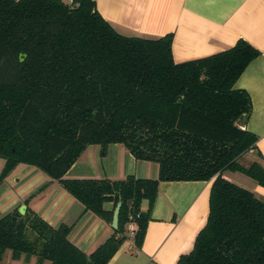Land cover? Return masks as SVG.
Instances as JSON below:
<instances>
[{
    "label": "trees",
    "instance_id": "1",
    "mask_svg": "<svg viewBox=\"0 0 264 264\" xmlns=\"http://www.w3.org/2000/svg\"><path fill=\"white\" fill-rule=\"evenodd\" d=\"M171 43V33H118L94 0H0V183L24 163L108 224L121 203L117 227L90 252L70 240L75 222L15 207L0 217V260L9 249L35 264H107L131 235L140 246L160 181L212 180L206 223L176 264H264V199L223 176L264 186V167L240 162L257 136L244 126L250 97L234 87L258 50L239 39L175 62ZM110 143L156 162L158 176H65L87 146L104 156Z\"/></svg>",
    "mask_w": 264,
    "mask_h": 264
},
{
    "label": "crops",
    "instance_id": "2",
    "mask_svg": "<svg viewBox=\"0 0 264 264\" xmlns=\"http://www.w3.org/2000/svg\"><path fill=\"white\" fill-rule=\"evenodd\" d=\"M99 14L120 34L156 38L172 34L175 62L208 56L243 39L258 50L235 81L250 97L251 113L244 126L257 136L256 148L242 158L264 167V0H94ZM241 158V159H242ZM2 159V158H1ZM240 159V160H241ZM3 160V159H2ZM4 160L2 163V167ZM2 169V168H1ZM156 162L135 159L119 143L104 156L98 144L87 146L65 176L121 179L158 176ZM223 176L264 199V186L238 171ZM212 180L160 181L139 247L132 235L107 264H176L191 251L209 212ZM25 205L50 224L75 222L70 240L90 252L108 238L113 227L68 194L40 169L18 163L0 183V217ZM105 207L110 209L111 203ZM147 207V201L142 202ZM136 249L137 252H131Z\"/></svg>",
    "mask_w": 264,
    "mask_h": 264
},
{
    "label": "rangeland",
    "instance_id": "3",
    "mask_svg": "<svg viewBox=\"0 0 264 264\" xmlns=\"http://www.w3.org/2000/svg\"><path fill=\"white\" fill-rule=\"evenodd\" d=\"M240 162L243 164V165H246L248 162L245 158H242L240 160ZM2 163H3V160L0 158V171H1V168H2ZM36 263V258L35 256H31L29 260H25L24 256L21 257L20 259L18 260H13L12 257H11V251L9 249H7L1 260H0V264H35ZM43 264H50L49 261H44Z\"/></svg>",
    "mask_w": 264,
    "mask_h": 264
},
{
    "label": "water",
    "instance_id": "4",
    "mask_svg": "<svg viewBox=\"0 0 264 264\" xmlns=\"http://www.w3.org/2000/svg\"><path fill=\"white\" fill-rule=\"evenodd\" d=\"M120 205L121 203L118 202L116 207L114 208V211H113V219H112V227L113 228H116L117 227V224H118V212H119V208H120ZM26 210V206L25 205H21L18 207V211L23 214Z\"/></svg>",
    "mask_w": 264,
    "mask_h": 264
},
{
    "label": "built area",
    "instance_id": "5",
    "mask_svg": "<svg viewBox=\"0 0 264 264\" xmlns=\"http://www.w3.org/2000/svg\"><path fill=\"white\" fill-rule=\"evenodd\" d=\"M67 4H70V5H72V4H74V0H64ZM130 228H131V226H130ZM131 252H134V253H136L137 252V250L136 249H131Z\"/></svg>",
    "mask_w": 264,
    "mask_h": 264
}]
</instances>
